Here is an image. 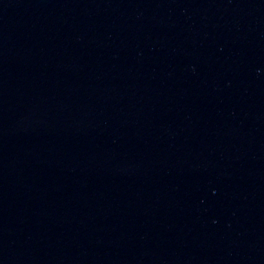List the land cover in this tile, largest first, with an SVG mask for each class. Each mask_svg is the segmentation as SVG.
<instances>
[{
	"label": "water",
	"instance_id": "water-1",
	"mask_svg": "<svg viewBox=\"0 0 264 264\" xmlns=\"http://www.w3.org/2000/svg\"><path fill=\"white\" fill-rule=\"evenodd\" d=\"M0 264H264V0H0Z\"/></svg>",
	"mask_w": 264,
	"mask_h": 264
}]
</instances>
